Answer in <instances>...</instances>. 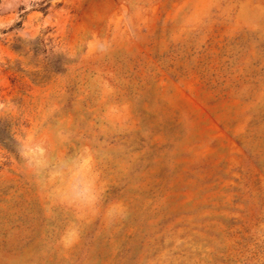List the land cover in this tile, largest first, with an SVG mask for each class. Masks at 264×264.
<instances>
[{
    "label": "rangeland",
    "instance_id": "obj_1",
    "mask_svg": "<svg viewBox=\"0 0 264 264\" xmlns=\"http://www.w3.org/2000/svg\"><path fill=\"white\" fill-rule=\"evenodd\" d=\"M0 134V264H264V0H0Z\"/></svg>",
    "mask_w": 264,
    "mask_h": 264
},
{
    "label": "clouds",
    "instance_id": "obj_2",
    "mask_svg": "<svg viewBox=\"0 0 264 264\" xmlns=\"http://www.w3.org/2000/svg\"><path fill=\"white\" fill-rule=\"evenodd\" d=\"M115 210H117V211H118V210H120V209H119V208H117V209H115ZM70 231H71V230H70Z\"/></svg>",
    "mask_w": 264,
    "mask_h": 264
},
{
    "label": "trees",
    "instance_id": "obj_3",
    "mask_svg": "<svg viewBox=\"0 0 264 264\" xmlns=\"http://www.w3.org/2000/svg\"><path fill=\"white\" fill-rule=\"evenodd\" d=\"M3 135V134H0V136Z\"/></svg>",
    "mask_w": 264,
    "mask_h": 264
}]
</instances>
